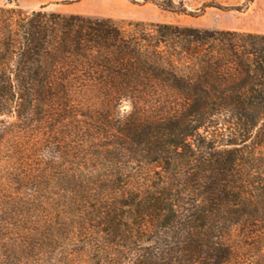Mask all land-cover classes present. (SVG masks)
I'll return each mask as SVG.
<instances>
[{
  "label": "trees",
  "instance_id": "16d2710c",
  "mask_svg": "<svg viewBox=\"0 0 264 264\" xmlns=\"http://www.w3.org/2000/svg\"><path fill=\"white\" fill-rule=\"evenodd\" d=\"M0 161V264H226L264 236V32L0 6Z\"/></svg>",
  "mask_w": 264,
  "mask_h": 264
},
{
  "label": "rangeland",
  "instance_id": "374dc122",
  "mask_svg": "<svg viewBox=\"0 0 264 264\" xmlns=\"http://www.w3.org/2000/svg\"><path fill=\"white\" fill-rule=\"evenodd\" d=\"M163 0H0V6L18 5L23 10L44 7L65 13L108 16L115 19H132L153 22L178 23L209 29H236L264 32V0H181L185 13L163 10L156 2ZM177 4L178 0H172ZM5 166L0 161V170ZM5 179L0 171V186ZM1 188V187H0ZM21 189V191H20ZM18 186L11 189L15 212H12L9 227L16 231L17 216H26L28 206L25 197L29 190ZM22 193V194H20ZM23 203L19 206V196ZM14 208V207H13ZM14 210V209H13ZM9 254L16 260L24 261L25 256L9 245ZM3 253L0 248V255ZM226 264H264V236L258 238L249 252L235 255Z\"/></svg>",
  "mask_w": 264,
  "mask_h": 264
}]
</instances>
